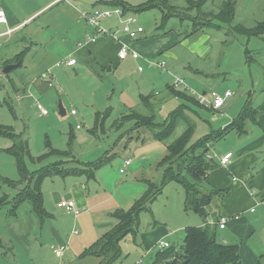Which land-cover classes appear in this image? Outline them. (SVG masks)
Returning a JSON list of instances; mask_svg holds the SVG:
<instances>
[{"label":"rangeland","instance_id":"374dc122","mask_svg":"<svg viewBox=\"0 0 264 264\" xmlns=\"http://www.w3.org/2000/svg\"><path fill=\"white\" fill-rule=\"evenodd\" d=\"M125 1L137 5L145 0ZM173 1L177 4L179 1L183 3L181 5L186 6V0ZM236 1L235 24L241 23L252 27L258 21L264 20V0ZM70 2V5L77 9V19L80 22L76 24L78 27L86 26V22L80 19L81 11L94 8H114L103 4L93 6L92 0H87V5L79 3L78 0H70ZM222 2L223 0H210L209 5L211 4L210 6L216 9ZM34 3L35 0H20L14 7L17 10L20 8L19 11H22L21 15L18 13L20 23L25 17L24 11L28 12ZM60 5L67 4H58V6ZM60 14L62 13L60 12ZM127 15L136 17L145 28L141 34V37L144 36L141 38L142 40L164 35V33L157 32L156 29L161 24L162 11L159 8L139 12L131 10L127 12ZM119 22L117 17H112L104 19L102 24L115 27L121 25ZM68 26L69 21L59 19L57 9H51L21 25L14 34V41L0 51V53L10 52L17 48L16 53L23 51L22 58L24 59L22 65L4 73L5 60H3V55H0V124L12 126L24 140H28L30 152L35 158L47 153L52 148L68 152V155L62 157L51 155L42 162H32L27 159V165L31 170L38 169L42 165L45 168L50 167L60 158L64 161L63 167L66 168L79 166L76 163L83 161H101L100 166L95 169L96 179L87 182L86 188L84 183L87 179L83 180L85 177H66L59 174V176L47 177L42 188L46 206L52 207L56 206V203L53 202L54 194L64 196L74 181L81 182L83 180L79 187L86 191L91 207L83 211L76 219L73 213L70 214L71 212H68L67 209L62 207L60 209L70 214L64 217L65 222H68L65 227L69 224L70 230L75 226L81 233H84L85 228L91 227L94 219L91 214L103 215L102 213L114 209L113 207L117 203H119L120 209L127 210L148 190V181L161 186L164 170L159 165L160 159L167 153V145L188 127L186 113L179 114L173 133L162 141L153 136V129L150 128V125L142 124L133 130L135 120L121 124L115 123L116 120L134 110V112L148 116L155 115L152 124L154 126L165 123L171 111H174L181 103L168 91L169 84L171 85L176 79H184L186 85L194 86L196 90L200 91V86L195 81L198 78L189 75L186 71L189 69V62L195 65L201 64H198L200 60L192 54L188 47L177 43L171 48V51L179 57V60L170 59L167 56L143 55L142 49L138 48L139 58L128 57L115 67L109 62L102 68L93 69L85 65L82 57L76 54L80 60L78 67L84 66V69L87 67L86 71L76 73L72 67L66 68L62 64L64 62L60 60L67 52L62 36ZM193 27L191 18L181 20L176 16L170 17L165 25V28L171 29L176 33V36L188 38L196 36L194 34L187 36L193 31ZM7 28L6 26L1 27L0 31ZM223 29L230 31L227 42L217 39L223 35L222 32L213 28L204 30L212 38L214 37L212 41L214 55L212 58L210 57L208 64H214L216 61L226 63L230 59H235L231 65L236 66L239 64L237 54L239 55L240 49L243 47L246 49L248 46L253 48L251 47L253 43L249 44L245 35L231 30L229 26ZM94 32L95 30L89 36ZM189 40L192 42L195 39ZM232 45L235 47H230ZM258 48L260 51L258 56L263 57L264 45H259ZM142 55L147 58H143ZM57 59L60 60V66L56 63ZM163 60L167 62L165 68L158 65V62ZM222 69L227 72V68L222 67ZM258 77L259 75H257ZM260 84L264 85V78ZM247 85L249 83L245 84V86ZM261 85L257 83L258 88H261ZM141 94L145 96L153 94L155 98L152 101L156 105L145 104ZM60 102L66 110L65 115L60 113ZM38 104L47 109L48 114H42ZM72 109L78 113L73 115ZM107 110L110 111L109 115H103L106 116L103 124H100L94 131L96 113ZM205 115L208 119L211 118L210 116H214L213 113H205ZM205 126L204 123L198 122L191 142L202 134L200 131ZM130 129L133 131H128ZM12 143L9 136L0 134V176L18 181L21 179V174L16 158L7 150ZM127 157H131L133 165L128 167L125 173H122L120 169ZM146 178L149 180H145ZM4 192L8 193L12 200L16 189L4 186L0 191V196ZM185 205L186 191L184 188L176 181L166 184L162 193L150 204L151 210L143 211L140 214L138 233H130L122 240L121 257L113 264H138L139 260H141V264L153 262L158 252L157 241L164 238L171 241L173 249L180 250L184 241L179 239L185 235L186 227L202 222V217L193 210H186ZM26 206H30L32 209L31 203L25 201L17 209L16 215H12L10 212L11 202L0 208V234L5 233L8 235L5 237H10L13 229H17L18 226L24 227L27 216L25 212H22V208ZM252 207L255 208V212L247 210L241 214L244 228L241 234H236L238 236L233 238L235 243L240 245L244 264L253 263L256 256L264 252V201L260 204L255 203ZM33 214L40 224L46 221L45 218L41 219L37 213V215ZM86 216L91 220H86ZM77 219L79 220L78 224ZM114 220L116 221L115 217ZM180 224H185L186 227L181 230L180 238L174 240L173 238L177 236L175 234L172 236L170 233ZM92 231L95 233L93 227ZM103 233L101 232L93 239L101 237ZM221 233L232 234L233 232L228 228L220 230ZM41 243L45 247L44 263L59 264L63 257L56 255L50 245H59L60 243L53 241L51 236H45ZM36 244L40 245V242L38 241ZM18 252L22 253L23 251L18 247ZM11 253H17V251ZM11 253L7 245L0 247V264H14L16 259ZM29 260V257H26L21 262L29 263Z\"/></svg>","mask_w":264,"mask_h":264},{"label":"crops","instance_id":"0c3cea01","mask_svg":"<svg viewBox=\"0 0 264 264\" xmlns=\"http://www.w3.org/2000/svg\"><path fill=\"white\" fill-rule=\"evenodd\" d=\"M78 1L83 5H87V0H78ZM92 1H93L92 4L93 6L94 5L98 6V4H103L102 2L105 0H92ZM170 1L173 4L184 6L181 5L183 3L179 1L178 4L173 0ZM209 1L207 2L206 6L212 8V6H210L211 4L209 5ZM19 2L20 0H0V6L5 9L8 17V23H0V28L4 26L10 29L16 28L21 24L28 22L31 19H34L39 14L42 15L51 9H57L58 18L67 19L69 21V26L67 29H65L62 36L63 43L65 44V48L67 52L62 56V59L60 60L64 62L62 64H64L65 67L67 68L70 66H67V64L65 63L66 60H68L72 56L76 57L78 59V64L76 66H72V70L75 72L76 70L78 71L81 69L86 71L87 69V67H85L86 69H84L83 68L84 66H81L80 68L78 67L80 66V60L76 56V54L82 57V60L85 65L90 66L93 69L97 67L102 68V66L104 67L105 64L109 62L112 63V65L115 67L117 64L123 61V59L119 58V50L121 47V42H129L132 48L135 49L136 51H139L138 48H141L142 49L141 52L143 55H149L153 57L167 56L170 59L174 58L176 60H179V57L171 51V48L174 47L177 43H180L188 47L192 51V54L195 55L200 60L198 64L203 65V66L195 65L191 62L188 63L189 69H187L186 72L189 75H194L196 78H198V80L195 79V81L198 82L197 85L200 86L199 88L200 91L196 90L194 86H190V87H192L196 92L207 94L209 97H211L212 90H216L220 94H225L227 91L233 92V95L227 99L225 105L222 108L216 110L206 105L200 104L194 95L186 91V89L184 88H179L178 90L187 93L189 95V98L187 99V98L174 96L176 99L180 100L181 102L179 106L176 109H174V111L180 110L179 111L180 114L185 112L186 115L188 116L187 122H192L195 127V130L197 129L198 122H202L206 125L200 131L202 132V134L192 143L197 142L198 140L202 139L203 137L211 133L222 134L220 139H218L217 141L210 142L209 144L210 157H214L215 159H217L218 162H220L221 158L225 154L229 152L233 153L229 163L227 165H222L220 162L221 167L217 171L211 173L205 181V185L208 186L209 188H218L222 190L220 191V193H218V195H216L214 201L206 207L208 211L207 218L205 219L203 216H201L198 213L202 217V222L190 226H201L206 223L214 225L221 217L225 216L229 220L227 226L224 229H221L219 227L220 228L218 230L219 237L225 243H233V242L235 243L236 241L233 238L241 234L244 228L243 216L241 217V214L247 212V210L248 211L250 210V212H255V211H251L250 208H252V206H254L255 203L260 204L264 201V85L260 84L262 79L264 78V56L263 57L258 56V52H260L258 46L264 45V33L259 35H245L246 38H248V43L249 44L253 43V45L251 46L253 48H250L248 46L246 47V49L244 47L241 48L240 53L237 51V53H239V55L237 54L239 64L235 62V64H237L236 66L234 64L233 66L231 65L232 61L233 60L235 61V59H230L231 63L230 60H228L226 63H224L223 61H216L214 64L211 63L208 64V60L210 59V57L212 58L214 55V45L212 43L214 37L212 38V36L209 33L204 32V30L207 28H213L217 31L222 32L223 35L218 37L217 39H220L223 42L229 41L228 40L230 35L229 30L217 26H206L201 30H196V31L193 30L192 32L188 33L187 36H191L193 34L196 35L195 38H191V37L188 38L186 36L183 37L179 35L176 36L175 32H173L171 29L167 30L164 27V29L162 30L160 29L157 31L159 33H164V35L151 37L146 40L141 39L144 36L142 37L140 36L138 39H136L137 41L131 40L129 39L128 36H124L122 33H120L119 36L120 39L114 38L113 36L110 35H101L97 38L96 41L94 42L91 41L87 43L85 46L79 47L78 43L82 41V39L83 41H85L86 40L85 38L89 36V34H91L94 31V29L88 27L86 23H85L86 26L84 27L76 26V24H79L80 22L77 19V12H76L77 9L73 5H70L71 2L70 3L60 2V3H65L67 5L58 6V4L60 3H54V0H35V3L32 5L30 10L28 12L24 11L25 17L24 19H22L21 23H20L19 14L21 15L22 11H19L20 8L18 10L14 8L15 6L18 5ZM56 6L58 7L56 8ZM186 6H187V0H186ZM236 6H237V1H236ZM159 9L162 11L161 8ZM60 12L62 14H60ZM163 16H164V12H162L161 18H163ZM80 19L82 18L80 17ZM262 22H264V20L258 21L255 26H257L259 23ZM120 24L121 25L115 27L114 26H110V27L107 26V27L110 29H118L121 28L122 26V23ZM255 26L252 27L246 26V27L254 28ZM135 27L136 24L133 25V28ZM7 29H5L4 31H0V34L2 32H5ZM15 32H17V30H15L11 34L4 35L5 37L3 38V40H2L3 36H0V51L5 46L9 45L14 41ZM213 34L215 33L213 32ZM189 39H195V40L191 42ZM231 41H232L231 43H233V40ZM140 42L143 43L141 44ZM230 47H235V46L232 45ZM17 50L18 49L16 48V50H12L10 52L3 51L0 53V55H3L4 58L3 60H5L4 67H6L10 63H19L17 66L23 64L24 61L23 58L20 61L12 62V60L16 56L23 53V51L16 53ZM143 55H142L143 58H147L146 56ZM128 57L132 58L131 55H129ZM118 59H120L119 62ZM60 60L57 59L56 63L58 66L61 65ZM163 61L165 65L163 68H165L167 62L166 60ZM222 67L227 68L226 69L227 72L222 71L223 70ZM257 75H259L258 78ZM246 83H249V85L245 86ZM257 83L261 85V88L257 87ZM169 87L170 84L168 86V91L170 92ZM151 95L152 97L149 100V104H155L152 101L153 98L155 97H153V94ZM144 97L146 96L141 94V98L143 99L145 104H148L147 100L144 99ZM248 106L256 110L257 120L255 122L251 118L247 119L245 131L243 133H240L236 128H234V122ZM174 111H171L168 119L170 118L171 114ZM98 112L104 113L103 111H98ZM205 113H213L214 116H210L211 118L208 119L206 118ZM137 114H142V113L134 112V110H131V112L122 115L117 120L118 121L120 120L119 122L121 123L129 120H135L136 121L135 127L132 128L134 130L135 128H138L140 126L138 125L139 121ZM149 125L151 126L150 128L153 129L152 130L153 136L156 138V132H158V129L161 128L162 124L156 126L152 124H148L147 126ZM133 130L130 129L128 131H133ZM195 130L193 135L195 134ZM100 163L101 161L100 162L83 161L76 163L79 166L66 168L63 167L64 161L60 158V160H56L53 164H57L60 169L84 170L85 171L84 174L66 175V177L67 176H74V177L76 176L82 178L85 177L83 178V180L87 179V181L84 183V187L86 188L87 182L96 179L95 169L98 168L96 167V165ZM132 165L133 162L131 163L130 166ZM41 168H44V166L42 165L35 170H39ZM58 174L63 175L61 173H55V171H53L52 173H50L49 176L55 177V176H59ZM45 179L43 180L42 188ZM83 180L81 182L74 181L69 186V191L64 196H56L54 194L53 202L56 203V206H52V207L46 206L44 200V194H43V206L45 210V215L43 216L39 215V216L41 219L45 218L46 221H44L45 220L44 219L43 220L44 223L42 224L39 223L37 217L33 214V213L36 214L33 208V203L30 200H27L28 202L31 203L32 209L30 206H26L22 208V212H25L27 216L26 223H24V227L21 228L20 226H18L17 229H13L11 231L12 235H10V237H5L8 236L5 233L0 234L1 235L0 238L2 239V244L0 245V247H2L3 245H7V248L10 251V253L12 251H17V253L14 254L11 253L14 259H16L14 264H45L44 263L45 247L41 243L42 239H44L45 236H51L53 238V241L60 243L57 246H64L66 248L64 255L61 256L56 254L60 257H63L61 258L62 260L60 261L59 264H101L102 258L93 255L82 256V253L85 251L86 248L92 245L99 238L98 237L97 239L94 240L93 238L96 235L100 234L101 232L105 233L109 228H111L116 223V221L114 220L115 217L114 213L116 210H119L120 207L118 205L119 203H117L116 205H114L115 206L113 207L114 209L108 212L106 211L107 213L106 212L102 213L103 215L91 214L93 215L94 219L92 220L91 227L89 229L85 228L84 233H81L78 228H75V226L72 227V229L70 230L69 224L66 225L65 227V224H67L68 222H65L64 217L66 215L72 214L73 212L68 214L67 211L60 209L59 206L60 200L62 199L74 200L77 204V207L80 208L82 212L86 211L88 208L91 207V204L89 202L90 199L89 196H87L85 190H81L79 187V184L82 183ZM145 180H149V178H146ZM16 214L17 211L14 215ZM73 215L76 219L77 216H75L74 213ZM86 220L89 221L91 219L86 216ZM213 222L214 224H212ZM78 223L79 220L77 219V224ZM92 227L95 233L92 231ZM185 227H186L185 224L184 225L180 224L177 225V227L171 231L170 235L173 236L175 234V236H177L173 238L174 240L180 238L179 236H181L180 234L181 230L183 228L185 229ZM228 228L231 229V231L233 232L232 234L229 233L220 234V230L223 231ZM77 230L78 232L76 233L75 231ZM185 235H186V229H185ZM185 235L183 236V238H180L179 240L182 239L184 241ZM166 240L170 241L169 239ZM38 241L40 242V245L36 244V242ZM15 242L16 244H14ZM18 247L23 251L22 253L18 252ZM50 247L52 248V245H50ZM26 257H29L30 259L29 263H22L21 261ZM258 257L259 255L256 256V259L251 264H254L257 261ZM139 263H141V260H139L138 264Z\"/></svg>","mask_w":264,"mask_h":264},{"label":"trees","instance_id":"16d2710c","mask_svg":"<svg viewBox=\"0 0 264 264\" xmlns=\"http://www.w3.org/2000/svg\"><path fill=\"white\" fill-rule=\"evenodd\" d=\"M209 0H187V6L173 4L170 0H146L137 5H132L125 0H105L103 5L121 7L124 12L144 11L159 7L164 12L161 24L157 30L164 28L170 17L176 16L181 20L191 18L194 24L193 30H201L206 26H217L224 28L229 26L233 31L244 35H259L264 33V22L259 23L254 28H248L243 24H235L236 1L223 0L216 9L207 7ZM22 53L16 56L12 62L20 61ZM170 93L177 97L189 98V95L176 89L172 84L169 87ZM152 95L144 97L149 100ZM198 101V100H197ZM179 111H174L170 118L161 125L156 132L158 140H166L174 131ZM110 111L96 113V121L93 130L96 131L100 124H103L105 114ZM256 110L248 106L244 112L234 122V128L240 133L245 131L246 121L251 118L256 122ZM138 115V125L153 124L155 115ZM120 121V120H119ZM118 120L115 123H121ZM123 123V122H122ZM188 127L174 141L167 145V153L159 162L163 167V179L161 186L149 182V188L145 194L127 210H116L114 216L116 223L109 228L92 245L85 249L82 256L93 255L102 258L101 264H113L121 257V242L130 233L136 234L140 226V214L143 211L151 210L152 204L162 193L163 187L169 182L176 181L186 191V210H193L207 218L206 207L210 205L216 195L222 191L218 188H209L205 185L208 176L217 171L221 164L214 157L209 156V144L220 139L222 134L211 133L197 142L192 143V136L195 127L192 122H187ZM0 134L9 136L13 143L7 148L8 152L15 156L18 170L21 174L20 180H13L0 176V191L4 186L16 189V193L10 200L8 193L4 192L0 196V208L9 202L12 203L10 212L15 214L19 206L30 200L33 203L35 212L43 216L45 210L43 206V180L53 171L63 175H81L84 170L60 169L57 164L32 171L27 165V159L32 162H42L51 155L66 156L67 151L52 148L47 153L35 158L32 156L28 140L15 131L12 126L0 124ZM97 164L96 167H99ZM56 169H55V168ZM219 225L206 223L201 226H189L186 228V235L180 250L173 247L165 250H158L155 260L149 264H244L238 243H225L219 237ZM2 239L0 238V245ZM254 264H264V252L259 255Z\"/></svg>","mask_w":264,"mask_h":264},{"label":"built area","instance_id":"2783aa9c","mask_svg":"<svg viewBox=\"0 0 264 264\" xmlns=\"http://www.w3.org/2000/svg\"><path fill=\"white\" fill-rule=\"evenodd\" d=\"M60 2L70 3V0H54V3H60ZM80 17L87 23L88 26L93 28L95 32L93 35L88 36L85 41H80L78 43L79 47L85 46L87 43L91 41L93 42L96 41L99 35H110L113 36L114 38L120 39L119 36L120 33H122L124 36H128L129 39L136 40L145 31V28L143 27V25H141L138 22L137 18L134 16H128L121 7L94 8L93 10H83L80 12ZM112 17H117L119 19V21L122 23L121 28L110 29L102 24V21L104 19H110ZM0 23H8L7 13L5 9L1 6H0ZM26 23L27 22L23 24ZM132 24H136V27L133 28ZM20 26L11 29L8 28L5 32H2L0 36L11 34L15 30H17ZM129 55H131L133 58H139L140 56L139 52L133 49L129 42H121V47L119 50V58L125 59ZM65 63L67 64V66L70 67L76 66L78 64V59L72 56L68 60H66ZM158 65L164 67L165 66L164 61L158 62ZM172 84L176 89L179 88L186 89V91H188L197 98L200 104L206 105L216 110L222 108L225 105L227 99L233 95L232 91H227L225 94H220L216 90H212L211 97H209L207 94L196 92L192 87L186 85L184 79H176ZM38 107L41 110L42 114H48L47 109L43 108L41 104H38ZM72 114H76V110H72ZM232 155H233L232 152L225 154L221 158L220 161L221 164L227 165ZM131 163H132V159L126 158L124 160L123 167L120 169V171L122 173H125L127 171V168L131 165ZM59 206L67 209L68 212H73L76 216L82 213V210L77 207V204L74 200L62 199L59 202ZM251 211H255V208L252 207ZM228 220L229 219L227 217L223 216L216 222V224H218L221 229H224L227 226ZM212 224H214V222ZM75 232L77 233L78 230ZM172 245L173 244L170 241L161 239L160 241L157 242L156 247L158 248V250L162 251L172 247ZM52 249L56 254L62 256L64 255L66 248L64 246L52 245Z\"/></svg>","mask_w":264,"mask_h":264},{"label":"water","instance_id":"95a60500","mask_svg":"<svg viewBox=\"0 0 264 264\" xmlns=\"http://www.w3.org/2000/svg\"><path fill=\"white\" fill-rule=\"evenodd\" d=\"M19 63H10V64H8L5 68H4V73H8L9 71H10V69L11 68H13V67H15V66H17ZM81 71H84V70H76V73H79V72H81ZM59 109H60V113L62 114V115H65L66 114V110H65V108L63 107V105H62V103L60 102V104H59Z\"/></svg>","mask_w":264,"mask_h":264}]
</instances>
